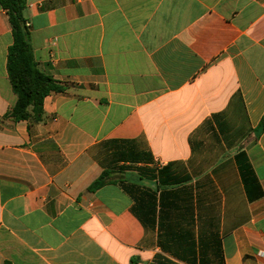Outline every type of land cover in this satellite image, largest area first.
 <instances>
[{
	"label": "crops",
	"instance_id": "0c3cea01",
	"mask_svg": "<svg viewBox=\"0 0 264 264\" xmlns=\"http://www.w3.org/2000/svg\"><path fill=\"white\" fill-rule=\"evenodd\" d=\"M24 15L63 91L44 121L11 117L0 4V264H264V0Z\"/></svg>",
	"mask_w": 264,
	"mask_h": 264
},
{
	"label": "trees",
	"instance_id": "16d2710c",
	"mask_svg": "<svg viewBox=\"0 0 264 264\" xmlns=\"http://www.w3.org/2000/svg\"><path fill=\"white\" fill-rule=\"evenodd\" d=\"M0 4L8 15L13 35V44L8 55V73L17 101L11 117L16 121L32 119L42 122L45 97L52 92H61L63 88L37 68L24 15L26 0H0ZM260 130H264V116ZM103 184L102 176L89 190L94 191Z\"/></svg>",
	"mask_w": 264,
	"mask_h": 264
}]
</instances>
